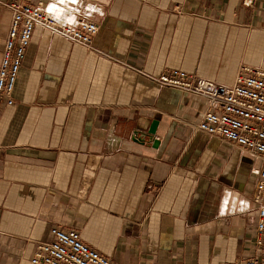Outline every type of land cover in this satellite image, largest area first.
I'll return each instance as SVG.
<instances>
[{
    "label": "crops",
    "instance_id": "0c3cea01",
    "mask_svg": "<svg viewBox=\"0 0 264 264\" xmlns=\"http://www.w3.org/2000/svg\"><path fill=\"white\" fill-rule=\"evenodd\" d=\"M32 1L71 26L92 20L97 34L86 47L35 29L13 104H0V264H31L53 228L115 264L247 258L260 161L196 128L202 100L153 79L230 84L240 65L264 69V0H93L87 13L80 0ZM119 117L141 131L156 121L158 146L116 136Z\"/></svg>",
    "mask_w": 264,
    "mask_h": 264
},
{
    "label": "built area",
    "instance_id": "2783aa9c",
    "mask_svg": "<svg viewBox=\"0 0 264 264\" xmlns=\"http://www.w3.org/2000/svg\"><path fill=\"white\" fill-rule=\"evenodd\" d=\"M36 2V1H35ZM9 0L2 5L10 12L9 30L0 58V104H13V91L19 69L35 29L59 34L89 47L97 34V25L85 17H76V26L51 14L40 2ZM255 0H242L252 7ZM159 86L176 89L202 100L205 109L196 128L218 136L226 143L243 147L260 167L256 175L251 201L256 208L254 251L233 264H264V69L240 65L230 84L212 79H188L181 71L153 79ZM50 240L35 242L31 264H115L109 258L86 246L79 233L50 230Z\"/></svg>",
    "mask_w": 264,
    "mask_h": 264
},
{
    "label": "water",
    "instance_id": "95a60500",
    "mask_svg": "<svg viewBox=\"0 0 264 264\" xmlns=\"http://www.w3.org/2000/svg\"><path fill=\"white\" fill-rule=\"evenodd\" d=\"M115 128V135L122 137L128 135L131 139H139L142 143L148 144L153 148L158 146V141L154 139L156 133L157 123L153 121L147 130L141 131V129L134 128L135 124L133 121L128 120L125 117H119ZM129 125L130 127L126 128Z\"/></svg>",
    "mask_w": 264,
    "mask_h": 264
},
{
    "label": "rangeland",
    "instance_id": "374dc122",
    "mask_svg": "<svg viewBox=\"0 0 264 264\" xmlns=\"http://www.w3.org/2000/svg\"><path fill=\"white\" fill-rule=\"evenodd\" d=\"M80 1L82 2V6H81L82 8L80 9V11H81L82 13H87V11L90 12V10L92 11L93 8H91V9H87V8H86V9H85V6H86L88 3H91L92 6H93V5H94V4H93V2H94L93 0H80ZM95 1H98V0H95ZM75 10H76V9H75ZM75 10H74V11H75ZM74 11H73V12H74ZM73 12H72V13H73Z\"/></svg>",
    "mask_w": 264,
    "mask_h": 264
},
{
    "label": "bare ground",
    "instance_id": "6f19581e",
    "mask_svg": "<svg viewBox=\"0 0 264 264\" xmlns=\"http://www.w3.org/2000/svg\"><path fill=\"white\" fill-rule=\"evenodd\" d=\"M68 1V0H67Z\"/></svg>",
    "mask_w": 264,
    "mask_h": 264
}]
</instances>
